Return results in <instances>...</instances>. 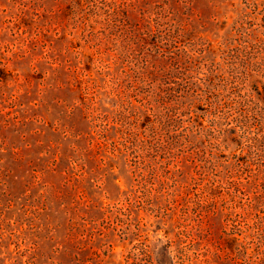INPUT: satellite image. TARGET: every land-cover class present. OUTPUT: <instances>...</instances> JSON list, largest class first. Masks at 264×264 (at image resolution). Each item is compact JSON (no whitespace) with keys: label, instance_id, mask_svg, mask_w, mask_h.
Wrapping results in <instances>:
<instances>
[{"label":"rangeland","instance_id":"1","mask_svg":"<svg viewBox=\"0 0 264 264\" xmlns=\"http://www.w3.org/2000/svg\"><path fill=\"white\" fill-rule=\"evenodd\" d=\"M163 29L194 82L264 43V0H0V264H177L198 223L214 239L229 229L219 179L264 215V156L244 157L246 117L223 103L190 92L160 136L144 118L132 155L104 125L120 94L138 107L159 81Z\"/></svg>","mask_w":264,"mask_h":264},{"label":"trees","instance_id":"2","mask_svg":"<svg viewBox=\"0 0 264 264\" xmlns=\"http://www.w3.org/2000/svg\"><path fill=\"white\" fill-rule=\"evenodd\" d=\"M68 1L80 7L97 3V0ZM155 38L158 40L155 49L167 58V64L158 70L159 81H143L148 87L142 96H136L138 107L120 94L117 108L111 111L110 115L103 116L104 125L116 126L119 140L122 141L119 146L129 155L134 154L135 148L141 142L138 137L141 134L139 126L144 118L155 125L158 130L156 135L160 136L161 128L167 127L169 121L175 117L173 105L190 92L196 93L197 96L200 92V101L206 100L210 109L218 108L223 103L222 108H227L228 111L231 109L232 113H238L243 119L246 117L244 126L252 142L247 141V153L244 157L250 158L255 164L258 155L264 156V152L256 148L258 138L264 141V83L261 91L254 89V84L250 88L249 83L253 73L264 81V43L257 41L248 45L245 41L241 42L231 49L228 58L232 60L226 63L228 71H224L220 66L214 68L215 75L211 70L204 73L203 79L191 82L193 76L190 73L196 65L192 64L193 59L179 57L171 50V45L176 42L173 40L171 43L170 30L157 31ZM237 62L241 63L240 67L236 65ZM199 81L200 87L197 86ZM254 83L258 84L256 80ZM96 87V84H92V87L89 83L86 84V89ZM188 106L190 107L191 103ZM103 129L105 131V128ZM229 185L235 186V183L229 182ZM211 187L217 188L220 194L226 191L232 198L230 205L224 204V220L229 229L214 239L202 228L203 225L198 223V240L193 239L191 243L177 249V264H264V215L255 212L254 202L251 200L243 202V197H240L239 201H236L237 194L245 195L242 190L225 187L221 179ZM213 194V191L206 188L205 192L200 194V201L207 202L208 197L213 198ZM259 213L263 214L264 211ZM200 235L204 241L200 240Z\"/></svg>","mask_w":264,"mask_h":264}]
</instances>
